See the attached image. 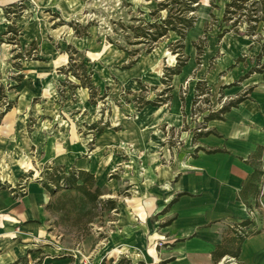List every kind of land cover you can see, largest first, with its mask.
<instances>
[{
  "label": "rangeland",
  "instance_id": "obj_1",
  "mask_svg": "<svg viewBox=\"0 0 264 264\" xmlns=\"http://www.w3.org/2000/svg\"><path fill=\"white\" fill-rule=\"evenodd\" d=\"M229 1L17 0L3 9L0 187H54L45 174L51 167L93 173L101 193L94 202L61 186L47 205L50 231L66 251L93 239L79 264L141 263L142 232L132 247L138 194L128 181L182 162L204 117L242 95L249 71L261 68L262 6L249 2L230 13ZM80 63L96 87L92 97L68 72L81 73ZM168 113L180 115L181 125L165 124ZM149 141L168 146L172 157L163 159ZM224 259L216 264H235Z\"/></svg>",
  "mask_w": 264,
  "mask_h": 264
},
{
  "label": "crops",
  "instance_id": "obj_2",
  "mask_svg": "<svg viewBox=\"0 0 264 264\" xmlns=\"http://www.w3.org/2000/svg\"><path fill=\"white\" fill-rule=\"evenodd\" d=\"M15 2L0 0V16ZM27 19L25 14L17 22L24 25ZM260 56L264 60V48ZM243 87L250 89L243 101L222 119L207 120L195 138L190 137V151L182 162L147 172L146 180L128 181L130 190L138 194L140 224L132 233V247L137 231L142 232L136 254L141 264H215L214 250L230 248L236 233L243 236L238 256L225 254L222 259L264 264V174L251 180L255 169L264 173V62L243 80ZM174 116L168 113L164 123L180 126V115ZM148 143V148L161 147L157 154L163 159L172 157L168 146ZM141 154L146 156L143 151L137 158ZM50 195L38 181L18 190L0 187V264H79L81 249L90 251L91 237L76 241V247L67 251L58 243L47 215ZM246 219L251 221L248 226L242 225ZM56 254L64 259L52 261Z\"/></svg>",
  "mask_w": 264,
  "mask_h": 264
},
{
  "label": "trees",
  "instance_id": "obj_3",
  "mask_svg": "<svg viewBox=\"0 0 264 264\" xmlns=\"http://www.w3.org/2000/svg\"><path fill=\"white\" fill-rule=\"evenodd\" d=\"M189 4L190 3H197L198 0H188ZM174 3H177L178 0H173ZM252 4H260L262 6L261 9V13L263 15V18H261L262 20L264 19V0H256V1H250V0H230L229 2L226 3V11L225 12H230V13H235L237 10H243L245 7V4L249 3ZM229 8H233L232 11H229ZM253 10H256L255 8ZM253 21H258L260 19H257V16L253 17V19H251ZM168 27L165 25V27H163V31L160 32V34L158 35L163 36L165 34V32L167 31ZM223 32H227L223 31ZM222 32V33H223ZM264 48V42L261 44V49ZM261 54V52H260ZM71 58V57H70ZM80 70L81 73H78V71H76L75 69H68V72H70V74H72L76 79L81 81L80 86L84 87V88H88L90 91V96H93V93L95 92V86L92 84L91 82V77H90V73L87 72V67L80 63ZM260 69H251L249 71V74L254 72V71H259ZM180 72V68L175 69L172 74H178ZM248 75V74H247ZM246 75V76H247ZM198 84L199 81L196 83V87L198 88ZM250 89L246 90L242 95L238 96L235 100L228 102L226 105L222 106L218 111L216 112H211L209 115L205 116L204 119L205 120H210V119H222L223 118V114L225 112H227L228 110H230L231 107L237 106L241 101H243L246 97L247 94L249 93ZM165 102H161L159 103L160 105H163ZM146 104H150V102L145 103ZM144 105H142L143 107ZM205 134V133H204ZM212 150H209L208 152H211ZM54 172H48L52 169L46 170L45 174L48 175V179L51 180V182L54 184V187H50V185H48V183H42L44 188L50 193L53 194L55 191L61 189V186H65L64 188L67 190H74L76 192H79L80 194H83L87 199H89L91 202H94L100 193V189L99 187L96 185V180L94 177L93 173H90L89 171L83 170V169H79L76 171H68L67 173L65 172V170L63 169V167H60L61 169H59L58 167H53ZM261 174H264L263 171L259 170V169H255L251 180H254L256 178V176H259ZM60 181H63V183H60ZM259 191L257 192L256 196L254 198L257 197ZM257 201V200H256ZM110 208H114V203L113 201H110ZM256 204H258V202H256ZM248 207H250V204L248 205ZM251 223L250 220L246 219L244 221H242V225L248 226ZM243 240V236H241L240 234L235 235V237H233V239H231L232 243L230 245V248L226 249L224 248L223 250H221V247L217 248L216 250H214L213 252V260L214 263H218L222 257L225 254H229L233 257H237L239 254V245ZM229 247V246H228ZM141 264V263H138Z\"/></svg>",
  "mask_w": 264,
  "mask_h": 264
},
{
  "label": "bare ground",
  "instance_id": "obj_4",
  "mask_svg": "<svg viewBox=\"0 0 264 264\" xmlns=\"http://www.w3.org/2000/svg\"><path fill=\"white\" fill-rule=\"evenodd\" d=\"M126 167H128V166H126ZM0 174H1V179L6 180V178H5L6 175L4 176V172H1Z\"/></svg>",
  "mask_w": 264,
  "mask_h": 264
},
{
  "label": "built area",
  "instance_id": "obj_5",
  "mask_svg": "<svg viewBox=\"0 0 264 264\" xmlns=\"http://www.w3.org/2000/svg\"><path fill=\"white\" fill-rule=\"evenodd\" d=\"M263 191H261V193H262ZM249 212H250V214H254V211L253 210H249ZM159 244H161V243H159Z\"/></svg>",
  "mask_w": 264,
  "mask_h": 264
},
{
  "label": "water",
  "instance_id": "obj_6",
  "mask_svg": "<svg viewBox=\"0 0 264 264\" xmlns=\"http://www.w3.org/2000/svg\"><path fill=\"white\" fill-rule=\"evenodd\" d=\"M225 259H229V258H225Z\"/></svg>",
  "mask_w": 264,
  "mask_h": 264
}]
</instances>
